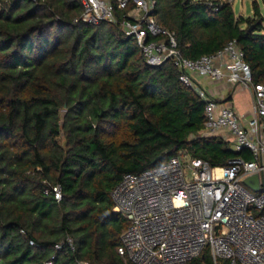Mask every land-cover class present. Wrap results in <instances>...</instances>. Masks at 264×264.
<instances>
[{
  "label": "trees",
  "instance_id": "trees-1",
  "mask_svg": "<svg viewBox=\"0 0 264 264\" xmlns=\"http://www.w3.org/2000/svg\"><path fill=\"white\" fill-rule=\"evenodd\" d=\"M112 1L118 22L89 24L75 22L81 0H0V264H130L118 252L129 221L111 196L125 173L181 151L212 166L252 158L202 135L205 101L172 59L146 62L120 24L135 3ZM254 12L237 15L227 0H156L153 14L186 58L235 40L264 83L258 3ZM204 263L207 250L188 264Z\"/></svg>",
  "mask_w": 264,
  "mask_h": 264
},
{
  "label": "built area",
  "instance_id": "built-area-1",
  "mask_svg": "<svg viewBox=\"0 0 264 264\" xmlns=\"http://www.w3.org/2000/svg\"><path fill=\"white\" fill-rule=\"evenodd\" d=\"M130 1L117 0L118 8H126ZM132 1L134 8L120 24L136 37L146 62L161 65L172 59L180 80L205 101L202 135L222 134L234 150L247 149L252 158L238 156L226 166H212L181 151L161 165L125 173L111 193L114 211L129 221L118 252L130 264H188L206 250L208 264H264V83L253 81L251 67L235 40L198 59L183 57L175 33L160 25L153 14L156 0ZM81 2L82 13L75 22H118L112 0ZM195 74L244 84L252 95V117L247 119L229 102L213 97L197 83ZM254 174L259 175V191L245 183ZM53 191L60 201V185L53 186ZM65 241L74 249L70 236Z\"/></svg>",
  "mask_w": 264,
  "mask_h": 264
},
{
  "label": "crops",
  "instance_id": "crops-1",
  "mask_svg": "<svg viewBox=\"0 0 264 264\" xmlns=\"http://www.w3.org/2000/svg\"><path fill=\"white\" fill-rule=\"evenodd\" d=\"M194 79L198 84L203 86L213 97L219 101L229 102L231 105H235V110L244 115L247 119L253 115V102L251 92L242 83L232 84L226 81H213L209 77L194 75ZM247 91L249 98L245 103H239L238 105L233 103V98L239 91Z\"/></svg>",
  "mask_w": 264,
  "mask_h": 264
},
{
  "label": "rangeland",
  "instance_id": "rangeland-1",
  "mask_svg": "<svg viewBox=\"0 0 264 264\" xmlns=\"http://www.w3.org/2000/svg\"><path fill=\"white\" fill-rule=\"evenodd\" d=\"M258 3L260 11L264 17V0H233L232 5L237 15L251 16L254 15V4ZM249 98L248 92L245 90L239 91L233 98V103L238 105L239 103H245ZM235 107V105H233ZM222 136V134H218ZM226 136V135H225ZM258 194V193H257Z\"/></svg>",
  "mask_w": 264,
  "mask_h": 264
},
{
  "label": "water",
  "instance_id": "water-1",
  "mask_svg": "<svg viewBox=\"0 0 264 264\" xmlns=\"http://www.w3.org/2000/svg\"><path fill=\"white\" fill-rule=\"evenodd\" d=\"M168 155V153L166 151H164L163 153H161V155H159L156 159L155 162H158L164 158H166ZM245 183L247 185H249L251 188H253L255 191H259L260 190V179H259V175L258 174H254L251 176H248L245 179Z\"/></svg>",
  "mask_w": 264,
  "mask_h": 264
}]
</instances>
